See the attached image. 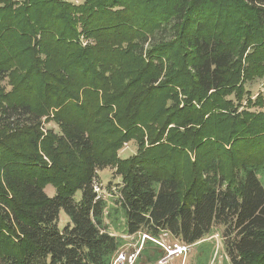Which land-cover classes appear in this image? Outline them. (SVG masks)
<instances>
[{"label":"trees","instance_id":"1","mask_svg":"<svg viewBox=\"0 0 264 264\" xmlns=\"http://www.w3.org/2000/svg\"><path fill=\"white\" fill-rule=\"evenodd\" d=\"M263 77L264 0H0V264H264Z\"/></svg>","mask_w":264,"mask_h":264},{"label":"rangeland","instance_id":"2","mask_svg":"<svg viewBox=\"0 0 264 264\" xmlns=\"http://www.w3.org/2000/svg\"><path fill=\"white\" fill-rule=\"evenodd\" d=\"M74 2L79 3L82 0H72ZM247 88L250 89V93L252 94V98L253 99H257L259 96L264 98V77L263 79H257L255 81H249ZM245 101V100H244ZM264 102V101H263ZM263 110H264V104L262 105ZM254 109H260L259 107H253ZM47 126H54L55 124H53L52 122H49L46 124ZM124 147L120 150V155L122 157H127L130 156L133 153L137 152V144L135 140H130V142H126L123 145ZM99 176L101 177L102 183L103 185H105V188L107 187V185L109 183H116L120 180V177H117L115 175V171L112 168H104L100 171ZM259 177L264 185V175L263 174H259ZM113 181V182H110ZM120 182V181H119ZM46 191L49 194L54 195L55 192V188L52 185H47V187L45 188ZM82 195V193L79 191L77 192L76 197L80 198ZM68 216L66 215L65 211L62 210L61 211V223H65L67 221ZM141 236V235H140ZM166 240V242L168 244H172L174 242H177L176 239H174L172 236L170 235H164L163 236ZM141 238V237H140ZM211 238V237H209ZM208 238V239H209ZM139 236L137 238H133L132 239H128V242L126 245H124V250L129 251V252H133L136 251L137 249L140 248L142 241L139 239ZM143 239V237H142ZM214 242V254H213V258L210 260L209 264H228L225 263L224 257H225V251L222 245V239L221 236L219 234H216L215 236H213V239L211 240ZM191 251L187 254V256H175L173 257V259L171 260V264H200L202 261L199 260L198 255H199V249L197 248V245H193L191 246ZM198 257V258H197ZM200 261V262H199Z\"/></svg>","mask_w":264,"mask_h":264},{"label":"built area","instance_id":"3","mask_svg":"<svg viewBox=\"0 0 264 264\" xmlns=\"http://www.w3.org/2000/svg\"><path fill=\"white\" fill-rule=\"evenodd\" d=\"M95 190L99 191L100 190V186L99 184L95 185ZM143 237L142 241L148 238L153 239L154 241H156L157 243H159L162 247L165 248V250H167L166 255L163 256V258H161L158 261V264H171V260L173 259V257L181 255V256H187V254L191 251V245L186 244V243H182V242H174L172 244H168L166 242V240L163 239H156L152 236H150L149 234L146 233H142L139 234ZM163 235H167L166 233H163ZM140 236V237H141ZM133 238V237H131ZM139 253V249H137L136 251L133 252H129L126 250H119L118 254L116 255V257L114 258V260L112 261L111 264H133V262L135 261L137 255Z\"/></svg>","mask_w":264,"mask_h":264}]
</instances>
